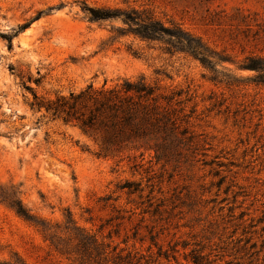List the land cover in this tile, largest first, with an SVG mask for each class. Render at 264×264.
Wrapping results in <instances>:
<instances>
[{"label": "rangeland", "instance_id": "obj_1", "mask_svg": "<svg viewBox=\"0 0 264 264\" xmlns=\"http://www.w3.org/2000/svg\"><path fill=\"white\" fill-rule=\"evenodd\" d=\"M90 6L149 8L181 24L214 69L162 43L109 41L123 22L91 21ZM248 56L264 57V0H0V189H17L63 238L71 215L101 244L62 255L0 199V264H114L103 247L115 246L160 264H195V251L211 264H264V83ZM140 76L178 93L188 115V132L163 150L106 149L102 131L36 104Z\"/></svg>", "mask_w": 264, "mask_h": 264}, {"label": "trees", "instance_id": "obj_2", "mask_svg": "<svg viewBox=\"0 0 264 264\" xmlns=\"http://www.w3.org/2000/svg\"><path fill=\"white\" fill-rule=\"evenodd\" d=\"M91 21H105L120 19L122 27H113L111 42L124 36H133L142 41L158 42L163 44L165 52L174 55L185 53L199 59L206 67L214 69L215 56L201 37L184 29L181 24L169 20V23L159 18L149 8L139 7H109L90 6L87 8ZM9 47L12 41L9 39ZM134 53L138 54L137 51ZM221 60V59H220ZM244 67L259 72L258 82L264 83V57L248 56ZM215 79V78H214ZM178 93L167 94L157 83L149 82L144 76L136 79L126 78L121 83L101 88L90 84L84 90L71 92L69 95H60L54 100H38L39 107L45 106L54 117H60L66 122H76L88 132L102 131L106 149L110 145L119 146L123 143L152 144L157 151L166 147V142L175 133L186 134L189 121L186 114L182 115L183 108L177 109L175 104ZM132 183H129L131 186ZM126 185L123 186L125 188ZM138 190V188H135ZM0 199L13 208L18 215L29 222L36 224L44 232L46 239L62 255L87 254L100 250L94 235L88 234L76 225L74 218L67 217L64 229L69 233L63 238L53 226L33 214L22 202L19 191L13 187H1ZM103 247V253L111 256L114 264H160L158 259L145 258L138 252L118 251ZM169 258V255H166ZM144 260V261H143ZM195 264H211L212 261L202 251H195L191 256ZM3 264H25L23 260Z\"/></svg>", "mask_w": 264, "mask_h": 264}]
</instances>
